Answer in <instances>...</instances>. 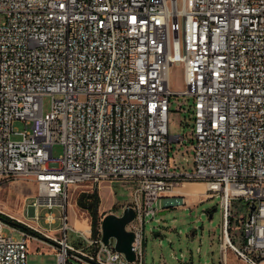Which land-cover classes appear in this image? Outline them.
<instances>
[{"label": "built area", "instance_id": "obj_1", "mask_svg": "<svg viewBox=\"0 0 264 264\" xmlns=\"http://www.w3.org/2000/svg\"><path fill=\"white\" fill-rule=\"evenodd\" d=\"M173 65L183 68L180 92L169 88ZM172 95L193 100L191 174L170 171L169 144L184 140L169 135ZM7 181L34 185L25 211L39 221L43 209L47 225L61 226L43 242L0 211L21 226L0 218V264H28L29 241L53 242L57 264H143L145 219L159 213V199L162 210L185 205L171 194L179 181L203 182L206 199L220 196L221 264L227 251L264 264V0H0V184ZM113 182L137 185L125 227L133 262L101 232L68 225L72 190ZM233 201L243 202V218ZM68 231L86 247L69 244Z\"/></svg>", "mask_w": 264, "mask_h": 264}, {"label": "rangeland", "instance_id": "obj_2", "mask_svg": "<svg viewBox=\"0 0 264 264\" xmlns=\"http://www.w3.org/2000/svg\"><path fill=\"white\" fill-rule=\"evenodd\" d=\"M169 88L172 92H180L184 89L182 66L173 65L171 67ZM192 103L193 100L189 97L180 95H172L170 97L169 135L184 137L182 142L169 144V166L172 173L191 174L195 170L192 144L193 116L190 109ZM50 104L51 98L45 97L43 99L44 113L49 112ZM14 128L19 132L24 130L21 122H15ZM19 139V136L12 135V141H18ZM62 153L63 148L61 145L56 144L53 146V156L55 158H58ZM184 183L196 184L203 182L179 181V184L173 188L171 194L185 198V205L162 210L164 199H159V213L156 214L153 220L151 217L145 219L142 243L143 264H221L219 249L221 241L220 196L216 195L202 202L201 200L205 197L202 195L184 197L177 193V191H180V186ZM193 186L191 185V188L188 186L187 189L196 187L195 185ZM136 187V184L130 182L101 184L97 190L100 200L98 214H103V216L108 214L120 215L124 208L132 204ZM94 190L89 186H82L72 190L67 206L69 226H72L77 218L78 221L86 223L89 226V231L91 230L90 214L79 208L77 202L82 199V194L92 193ZM35 194L36 188L32 184H25L20 181L4 182L0 184V211L16 220L26 222L34 232L44 238H46L45 235L50 238L60 237L56 229L61 226V221L56 220L55 224L49 226L42 219L46 214L45 210L39 211V221L32 220L31 212L27 214L25 211L24 207L32 201ZM232 210L235 218H243L245 215V207L241 201H233ZM54 214L59 216V210H54ZM240 231L241 228L234 224L231 231L232 238L237 240L235 234ZM14 236L19 238L17 234ZM67 241L75 247H86L85 241L73 231L67 232ZM48 245L29 241L28 264H57L54 254L56 246L53 242ZM68 264L81 263L69 260Z\"/></svg>", "mask_w": 264, "mask_h": 264}, {"label": "water", "instance_id": "obj_3", "mask_svg": "<svg viewBox=\"0 0 264 264\" xmlns=\"http://www.w3.org/2000/svg\"><path fill=\"white\" fill-rule=\"evenodd\" d=\"M135 213L132 208H125L120 215H104L100 225L102 243L107 246L114 241L115 251L125 256L128 262L135 261L132 249L134 235L125 230L126 225L133 221Z\"/></svg>", "mask_w": 264, "mask_h": 264}, {"label": "trees", "instance_id": "obj_4", "mask_svg": "<svg viewBox=\"0 0 264 264\" xmlns=\"http://www.w3.org/2000/svg\"><path fill=\"white\" fill-rule=\"evenodd\" d=\"M77 203H78L79 208H81L82 210L86 212H89L90 218H91V224H90L91 236L96 237L100 232V225H101V218L99 217V214H98V207H99L100 200L97 195V189H95L92 193L82 194V199H80ZM0 218L7 222L13 223L14 225L20 226L19 224L15 222H11L8 218L4 216L0 215ZM29 232L32 235L40 238L41 240L49 241L48 239L44 238L43 236H41L40 234L34 231L29 230Z\"/></svg>", "mask_w": 264, "mask_h": 264}, {"label": "bare ground", "instance_id": "obj_5", "mask_svg": "<svg viewBox=\"0 0 264 264\" xmlns=\"http://www.w3.org/2000/svg\"><path fill=\"white\" fill-rule=\"evenodd\" d=\"M191 185H195L196 187L193 189H187L188 186H190L189 188H191ZM194 187V186H193ZM180 191H177V193L185 196V197H195V196H205L207 194V185L202 184V183H196V184H188V183H184L180 186ZM174 192V191H173ZM197 198V197H196ZM74 230L76 229V231L78 230L79 232H82L83 234H88L89 233V226L86 223L80 222L76 219L75 223H74Z\"/></svg>", "mask_w": 264, "mask_h": 264}, {"label": "crops", "instance_id": "obj_6", "mask_svg": "<svg viewBox=\"0 0 264 264\" xmlns=\"http://www.w3.org/2000/svg\"><path fill=\"white\" fill-rule=\"evenodd\" d=\"M203 184V183H202ZM100 187V186H99ZM185 197V196H184ZM206 198L204 197L202 201H204ZM200 202V203H201ZM195 203V202H194ZM99 217L101 218V221H102V218H103V214H100ZM77 219V218H76ZM75 222V221H74ZM74 222H73V225L70 226L71 228H74ZM76 230V229H75ZM78 231V230H77ZM91 231V230H90ZM55 254V252H54ZM226 264H245L243 263L242 261H240L231 251H227L226 253Z\"/></svg>", "mask_w": 264, "mask_h": 264}]
</instances>
